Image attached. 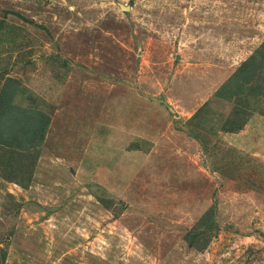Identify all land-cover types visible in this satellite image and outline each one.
Wrapping results in <instances>:
<instances>
[{
  "label": "rangeland",
  "instance_id": "rangeland-1",
  "mask_svg": "<svg viewBox=\"0 0 264 264\" xmlns=\"http://www.w3.org/2000/svg\"><path fill=\"white\" fill-rule=\"evenodd\" d=\"M263 43L264 0H0V96L49 120L0 127V264H264V87L215 96Z\"/></svg>",
  "mask_w": 264,
  "mask_h": 264
},
{
  "label": "trees",
  "instance_id": "trees-1",
  "mask_svg": "<svg viewBox=\"0 0 264 264\" xmlns=\"http://www.w3.org/2000/svg\"><path fill=\"white\" fill-rule=\"evenodd\" d=\"M264 43L256 50V52L245 61L238 70L231 76L228 81L223 84L216 93V98L221 100L239 99L246 101L249 98H258L261 96L264 87ZM11 84L6 85L0 96V127L4 137L1 142L9 147L20 148L23 151H28L35 140L43 141L44 135L49 123L48 117L43 112L32 108H24L17 104H13V96L17 93V87L13 88ZM242 101V100H241ZM207 107L205 104L190 122L198 119L200 113ZM19 120V124H14ZM237 127L236 122L225 124L223 131L233 132ZM10 128L9 133L6 130ZM212 211L203 215L198 222V228H204L211 223ZM211 229H217L214 225ZM189 238H194L193 234H189ZM190 245H193V240L187 239ZM208 242H205L207 245Z\"/></svg>",
  "mask_w": 264,
  "mask_h": 264
}]
</instances>
